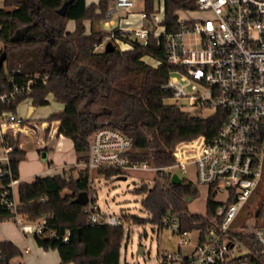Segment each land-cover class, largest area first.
Masks as SVG:
<instances>
[{
	"label": "trees",
	"instance_id": "obj_1",
	"mask_svg": "<svg viewBox=\"0 0 264 264\" xmlns=\"http://www.w3.org/2000/svg\"><path fill=\"white\" fill-rule=\"evenodd\" d=\"M64 1H3L0 55L4 53V60L0 65V94L13 89L11 78L19 87L36 73L46 75L47 82L37 80L29 90L0 103V113H16L17 106L27 99L34 107L46 105L47 96L51 94L64 106L45 119L49 123L44 131L49 132L52 122L59 121L56 133L71 139L78 163L87 159L92 132L103 126L115 127L130 136L133 141L130 157L155 166L174 162L172 152L179 141L198 135L211 138L216 134L224 121L225 110L200 116L166 102L171 94L164 85L172 67L165 62L163 36L155 38L150 34L147 44L142 45L119 28L87 33L84 20L94 22L106 18L111 0L89 5L85 0H72L61 15L57 9ZM154 2L143 0V12L148 19L154 12ZM163 8L160 24L166 32H173L178 27L177 13L195 9L196 1L163 0ZM69 20L75 22L72 31L66 29ZM111 31L115 37L131 43L132 48L121 50L115 46L109 52L95 50ZM145 56L158 64L146 62ZM63 65L66 69L60 71ZM12 145L9 163L0 176V190L12 178L18 179V164L25 156L20 133ZM117 173L104 170L106 178ZM88 178L89 170L79 167L76 177L61 172L36 176L31 182H19L16 213L29 222L46 215L42 232L34 233L33 237L38 246L56 250L62 263L120 264L123 226L91 223L84 205L73 202L78 193L88 191ZM134 191L145 194L141 205L150 218L124 216L125 220L138 224L149 221L162 229V219L171 217L177 219L180 231L205 230L213 223L216 202L212 193L207 195L204 214L189 211L188 202L198 196V189L190 181L173 183L167 173L157 172L152 187L142 184ZM261 208L262 204L256 213L258 217ZM9 219L15 221V213L0 208V221ZM246 242L256 250L250 235ZM0 250L3 264H9L11 258L20 254L10 240H0Z\"/></svg>",
	"mask_w": 264,
	"mask_h": 264
},
{
	"label": "built area",
	"instance_id": "obj_2",
	"mask_svg": "<svg viewBox=\"0 0 264 264\" xmlns=\"http://www.w3.org/2000/svg\"><path fill=\"white\" fill-rule=\"evenodd\" d=\"M157 1L158 10H154L150 19L141 12L147 18L145 25L119 29L142 45L147 44L150 34L155 38L164 37L165 62L172 67L164 88L170 91L172 103L178 105L179 99H188L192 109L189 112L206 116L204 111L209 115L222 109L226 115L213 137L198 135L179 141L172 152L174 162L166 166L131 158L132 138L120 129L110 126L95 129L90 136L87 159L79 163L81 168L89 170L88 200L84 205L88 221L110 226H123L126 221L122 214L103 212L97 202L95 180L96 176L105 178L104 170H116L117 176L138 171L165 172L171 179L177 174L175 169L184 173L186 166L191 165L194 179L179 177L194 186H204L207 195L212 193L216 202L213 223L205 230L196 229V242L189 255L162 253L160 260L180 264H264V222H259L254 230L237 224L240 212L264 180V0H195V9L177 13L178 27L173 32H166L160 24L162 19L157 13L160 7L164 9L163 0ZM135 2L112 0L106 16L110 18L118 9L129 12ZM187 13L196 17H188ZM155 23L161 26V31L150 28ZM108 41L121 50L122 44L132 48L131 43L115 37L111 31L95 50H105ZM157 64L155 61L152 65ZM37 80L45 83L47 76L36 73L22 87L11 78L13 89L0 94V103L29 90ZM178 106L184 110L185 106ZM48 123L39 126L45 129ZM18 133L29 134L25 119L14 112L0 113L3 148L0 176L9 163L12 143ZM17 181L12 178L0 190V208L13 211L15 221L23 230L40 234L45 214L25 224V218L16 213L18 200L13 190ZM162 227L180 234V244L190 242L186 237L188 231L179 230L177 219L164 217ZM249 235L256 250L246 242ZM0 264H3L1 250Z\"/></svg>",
	"mask_w": 264,
	"mask_h": 264
},
{
	"label": "rangeland",
	"instance_id": "obj_3",
	"mask_svg": "<svg viewBox=\"0 0 264 264\" xmlns=\"http://www.w3.org/2000/svg\"><path fill=\"white\" fill-rule=\"evenodd\" d=\"M162 6V1L160 2ZM109 7H112V3H109ZM143 9V0H137V2L130 8V11L134 12L133 17L141 24L145 25L146 20L141 16V10ZM158 10V1L154 2V10ZM162 8L157 13L160 20L163 18ZM129 14V13H128ZM122 9H118L114 13V19L118 20L119 17H125L128 15ZM183 14V12L181 13ZM180 14V15H181ZM183 16V15H182ZM188 17L194 18L195 14H188ZM103 31L108 32L112 26H106L103 23L100 24ZM157 28L161 31V26L159 24H152L150 28ZM167 103L172 102L171 100H166ZM30 102L24 100L17 107V113L25 119L26 123L33 121L34 119L47 118L50 114L62 110L63 104L56 101L52 95L48 96V103L42 106H36L32 114L27 117V106ZM178 105H183L184 110L192 111L191 107L188 105V99H179ZM204 114L208 115L207 111ZM52 128V126H51ZM53 132V129H51ZM54 135V134H53ZM56 136V134L54 135ZM56 139L57 137H54ZM52 138V139H53ZM24 135L20 136V142L25 143L26 156L31 153H37V146L31 142L26 141ZM35 143V140H32ZM53 141V140H52ZM29 144V145H26ZM53 144V142H52ZM57 150V149H56ZM75 152V151H74ZM68 170H78L77 167H68ZM175 173L178 176L185 179H194L193 167L187 165L185 172L182 173L180 170L175 169ZM72 176L77 175L76 172ZM67 176H70V171H67ZM157 173H152L150 171H138L125 175V179H117V175H113L109 178L97 177L96 176V186L95 190L97 192V202L103 212L122 214L124 216H137L144 219H149L150 214L142 207L141 200L144 197V193H135L134 189L138 188L142 184L152 187L154 184V178ZM76 177V176H75ZM198 189V196L188 202V207L192 212H203L205 209L207 190L204 186L196 185ZM246 206L240 212L237 218V224L239 226H246L250 229H255L258 222H264V180L256 188L254 194L249 199ZM262 204L261 215L258 217L256 215L258 208ZM8 224H11L14 228H17V224L14 220H7ZM124 234L123 240L120 248V264H160V255L162 253H170L175 255L180 253L183 256L190 254L197 237V230H192L187 232V238L190 240L188 244H180L181 235L171 231L167 227L158 229V227L146 221L143 224L134 223L130 220H126L123 224ZM142 247L144 253L142 255H136V250L138 247ZM179 249V252H178ZM238 252V253H242ZM19 258H15L12 264H19ZM165 264H180L179 262H165Z\"/></svg>",
	"mask_w": 264,
	"mask_h": 264
},
{
	"label": "crops",
	"instance_id": "obj_4",
	"mask_svg": "<svg viewBox=\"0 0 264 264\" xmlns=\"http://www.w3.org/2000/svg\"><path fill=\"white\" fill-rule=\"evenodd\" d=\"M3 1L4 0H0V7L3 5ZM98 1L99 0H85L87 5L91 3H97ZM111 3H112V0H111ZM117 11L118 10H116L114 13H116ZM142 11L143 9L140 12ZM124 12L127 14L129 13V14L125 17H119L117 22L113 17L114 13L111 15L110 18L106 16V18L99 20V21L91 22L89 20H84L83 23L85 25L86 32L88 33L91 30L101 29L100 27L101 23H103L106 26H110V27L112 26L110 30H112L113 28L135 29V28H139L143 26V24H141V21H138L137 19L132 18L134 12L132 11H129V12L124 11ZM74 27H75V22L73 20H69L66 24V29L69 31H72ZM121 48L123 50L129 49L127 44H122ZM144 60L150 64H154L155 62L154 59L148 56H145ZM48 96H47V100H48ZM29 104L30 105L27 106V113L31 106V102ZM35 108L36 107H34V110ZM16 114H18L17 111H16ZM45 119L46 118L34 119L33 121H29L28 123L29 134L26 135V134L20 133V136L24 135L27 138L26 139L27 142H31L32 144H35L37 146V149H36L37 153H34V154L31 153L29 154V156H26V150H25L26 148L24 146L25 143L21 142V146L25 150V156L18 164L17 184L19 182H31L34 180L36 176L52 175V174L61 173V172H64L65 175L67 176L66 174L67 171H70L71 176L73 174L71 172L78 173L77 169L68 170L69 169L68 167H71V166H75L77 168L80 167L79 163L77 162V154L76 152H74L75 150L73 148V143L71 139H69L68 137L62 134L56 133V126L59 123V121H53L51 125L52 128H50L49 132H45L44 131L45 129L39 126L40 123L46 122ZM51 129H53V132L51 131ZM53 134L54 135L56 134V136H54ZM53 136L57 138L54 139ZM32 140H35V143ZM26 145H29V144H26ZM2 155H3V148L2 146H0V157ZM75 176H72V177H75ZM13 191H14L15 198L18 200L17 185H15ZM189 211L192 212L190 209ZM205 211H206V203H205V209L203 212H192V213L204 214ZM24 223L30 224L25 220H24ZM16 224L18 226L17 228H14L13 226H11V224L7 223V220L0 221V240H10L20 250V254L11 258L9 261V264H12L15 258H19V261H20V262L18 261L19 264H74V262L72 261L62 263L60 261L59 254L56 250L54 249L46 250L38 246L33 237V232L25 231L19 226L17 222ZM178 252H179V249H178Z\"/></svg>",
	"mask_w": 264,
	"mask_h": 264
},
{
	"label": "water",
	"instance_id": "obj_5",
	"mask_svg": "<svg viewBox=\"0 0 264 264\" xmlns=\"http://www.w3.org/2000/svg\"><path fill=\"white\" fill-rule=\"evenodd\" d=\"M72 2V0H65L62 5L57 9V12L61 15H64L67 9V6ZM115 48V46L113 45V43L111 41L106 42L105 45V51L109 52L112 51ZM4 60V53H2L0 55V65L3 63ZM66 69V65H63L61 67H59L60 71H63ZM34 110V106H30L27 116H29L31 114V112ZM117 179H125V175H118L116 176ZM181 178L177 175V174H173L171 176V182L173 183H180L181 182ZM88 200V196H87V191H82L80 193L77 194V196L73 199V202L81 204V205H85L87 203ZM144 253L143 248L142 247H138L136 250V255H142Z\"/></svg>",
	"mask_w": 264,
	"mask_h": 264
},
{
	"label": "bare ground",
	"instance_id": "obj_6",
	"mask_svg": "<svg viewBox=\"0 0 264 264\" xmlns=\"http://www.w3.org/2000/svg\"><path fill=\"white\" fill-rule=\"evenodd\" d=\"M182 12L180 11L178 14H181Z\"/></svg>",
	"mask_w": 264,
	"mask_h": 264
}]
</instances>
